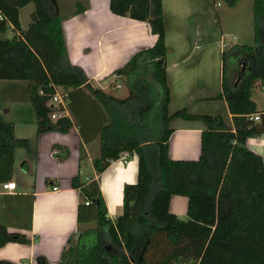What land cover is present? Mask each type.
I'll use <instances>...</instances> for the list:
<instances>
[{
  "label": "trees",
  "instance_id": "obj_1",
  "mask_svg": "<svg viewBox=\"0 0 264 264\" xmlns=\"http://www.w3.org/2000/svg\"><path fill=\"white\" fill-rule=\"evenodd\" d=\"M31 1L30 22L22 27L19 10ZM252 2L253 45L226 44L222 52L219 97L232 116L231 129L221 115L192 114L186 107L169 112L162 0H109L111 12L147 22L156 35L151 47L115 71L129 92L125 98L93 88L70 62L57 0H0V79L27 82L38 132H66L74 123L84 142L98 138L96 173L124 152L138 155L137 181L123 185L113 220L97 180L71 178L81 195L77 234L68 238L56 264H264V161L245 145L247 137L264 133V111L252 100L253 90L264 86V0ZM229 56L241 64L234 77ZM53 86L67 91L72 120L49 118ZM254 113L260 114L258 122L249 117ZM171 118L203 121L197 159L168 156ZM28 146L0 116V183L11 177L15 148ZM171 195L187 198L185 216L169 210ZM8 242L28 239L0 224V247Z\"/></svg>",
  "mask_w": 264,
  "mask_h": 264
},
{
  "label": "crops",
  "instance_id": "obj_2",
  "mask_svg": "<svg viewBox=\"0 0 264 264\" xmlns=\"http://www.w3.org/2000/svg\"><path fill=\"white\" fill-rule=\"evenodd\" d=\"M62 1L58 6L65 15L62 28L70 62L83 70L93 88L119 98L127 97V89L124 96L115 94L116 89H123V82L120 76L113 75L134 53L155 43L156 35L151 33L148 23L114 14L109 9V0ZM198 4L194 7L186 0H162L167 47L165 64L171 95L168 109L173 112L186 107L192 114L221 115L225 124L233 129L226 101L219 97L222 94V52L227 43L221 37L213 39L216 45L215 74L218 75L215 81L209 82L206 79L214 71L213 44H205L209 36L202 26L208 16L205 19L201 0ZM84 5L87 6L84 11L73 15ZM108 84L111 86L107 87ZM115 84L120 87L112 88ZM258 89L264 91V86ZM16 90V87L0 88L3 99L0 116L13 124L15 137L17 120L7 116L15 114L13 108L29 102L27 87L25 94L9 97V93ZM252 100L257 110L264 111V103L254 92ZM68 101L67 96V118L72 120ZM168 126L173 130L168 139V156L171 159H197L203 121L171 118ZM21 130L29 146L14 150V164L8 181H14L15 187L3 190L0 185V224L5 225L8 232L24 234L28 242L2 245L0 261L42 264L39 261L42 257L48 263L56 264L61 260L68 238L77 234L76 211L81 195L79 189L71 186V178L78 174L84 179L93 176L98 182L107 216L113 220L121 210L123 185L137 181L138 155L124 152L102 172L96 173L93 160L100 154L98 138L84 142L74 123L66 132H38L33 116L23 120ZM245 145L264 161V133L247 137ZM81 149L85 152L82 160ZM186 204V197L171 195L169 210L183 217Z\"/></svg>",
  "mask_w": 264,
  "mask_h": 264
},
{
  "label": "rangeland",
  "instance_id": "obj_3",
  "mask_svg": "<svg viewBox=\"0 0 264 264\" xmlns=\"http://www.w3.org/2000/svg\"><path fill=\"white\" fill-rule=\"evenodd\" d=\"M58 2L59 6H61L63 1L58 0ZM186 2L188 4H192L194 7L199 6L198 0H186ZM201 4L205 9V19H207L208 16L206 24L202 26L203 29L206 30L207 36H209L207 37V40H205V44H213L211 55L214 57L212 62L214 71L212 72V75H210V77L206 80L213 82L216 80L215 77L218 75L215 74L216 63L214 48L216 45L214 44L213 39H219L221 37V40H224L227 44L253 45V2L252 0H237L234 5H230L227 0H201ZM33 9L34 3L32 1L20 8L19 21L22 27H25L30 22V13ZM61 12L63 13L62 9ZM10 35V32L6 33V36L10 37ZM227 64L230 71L229 75L234 77L236 75L237 67L239 68L241 64L236 61L233 63L231 56H229ZM4 80L5 79H0V88H17L15 92L11 91V93H9V97H17V95L25 94L24 90L27 87V82L25 80ZM231 80L234 79L232 78ZM121 85L123 89H116L114 91L118 96H124L127 93L125 91V85L123 83H121ZM253 92L261 101V103H264V91L255 88ZM9 102L13 103L12 101ZM0 103H3L2 98H0ZM11 105L14 106L15 104ZM13 112H15V114L12 113V115L7 116V118H14L17 120L16 138H24L22 134L23 132L21 130V124L23 123V120L27 121L33 118V116L36 119L34 108L29 100V102L25 103L24 105L13 108ZM22 148L27 149L25 147Z\"/></svg>",
  "mask_w": 264,
  "mask_h": 264
},
{
  "label": "built area",
  "instance_id": "obj_4",
  "mask_svg": "<svg viewBox=\"0 0 264 264\" xmlns=\"http://www.w3.org/2000/svg\"><path fill=\"white\" fill-rule=\"evenodd\" d=\"M117 74H114L113 77H116ZM107 87H110L111 84L106 85ZM54 87V92L50 95L47 105L51 108V111L49 112V118L54 121L59 118L67 117L68 112H67V106H66V99H67V91L64 90L60 86H53ZM118 88L120 87L119 85L115 84L112 88ZM39 93H43L41 90H39ZM250 118L252 117L253 120H259L260 119V114L259 113H254L250 114ZM1 188L3 190L7 189H13L15 187V182L14 181H5L0 183ZM53 189H57V187H53Z\"/></svg>",
  "mask_w": 264,
  "mask_h": 264
}]
</instances>
